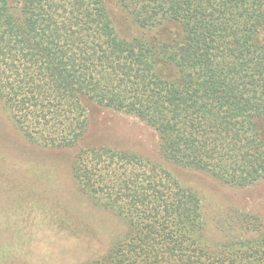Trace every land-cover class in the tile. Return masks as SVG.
<instances>
[{
  "label": "trees",
  "instance_id": "obj_1",
  "mask_svg": "<svg viewBox=\"0 0 264 264\" xmlns=\"http://www.w3.org/2000/svg\"><path fill=\"white\" fill-rule=\"evenodd\" d=\"M116 2L135 34L104 0H0L1 114L31 145L77 149L72 180L111 216L65 203L43 264H264L260 216L208 221L162 163L85 143L93 103L151 129L166 162L231 187L264 179V0Z\"/></svg>",
  "mask_w": 264,
  "mask_h": 264
},
{
  "label": "rangeland",
  "instance_id": "obj_2",
  "mask_svg": "<svg viewBox=\"0 0 264 264\" xmlns=\"http://www.w3.org/2000/svg\"><path fill=\"white\" fill-rule=\"evenodd\" d=\"M16 1L10 0L12 4ZM104 1L119 34H135L137 29L124 20L116 0ZM86 106L90 125L85 143L148 155L162 163L184 187L197 193L208 221L231 209L264 220V179L245 188L231 187L206 173L166 162L159 155L154 132L139 120L93 103ZM4 116L7 114L0 112V264H32L35 259L40 264L50 262L55 259L51 251L55 246L48 244L50 252L45 251L47 239L56 236L55 220L67 217V207L77 211L79 220L92 218V224L102 221L103 211L91 206L69 174L67 166L77 149L58 151L31 145ZM260 126L264 135V121Z\"/></svg>",
  "mask_w": 264,
  "mask_h": 264
}]
</instances>
